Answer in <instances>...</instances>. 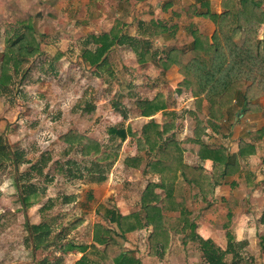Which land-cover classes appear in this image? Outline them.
Listing matches in <instances>:
<instances>
[{
  "label": "rangeland",
  "instance_id": "obj_1",
  "mask_svg": "<svg viewBox=\"0 0 264 264\" xmlns=\"http://www.w3.org/2000/svg\"><path fill=\"white\" fill-rule=\"evenodd\" d=\"M52 1L0 0V62L6 31L21 32L24 27L20 23L27 18L33 23L41 51L25 60L20 71L12 76L7 90L0 92V144L20 157L18 163L0 162V264H72L78 257L76 251H66L63 247L88 244L96 223L111 226L103 216L102 207L121 215L141 212V194L148 183L156 180L153 173L147 172L143 160L138 167L126 165L125 159L129 157L143 159L142 153L135 149L136 140L129 135L121 140L109 131L131 128L139 135L143 120L138 119L135 101L157 93L155 73L134 68L140 64V51H116L97 68L84 65L80 54L84 48L93 47L92 31L83 39L80 26L71 31L66 28L82 20L85 9L75 8L73 4L72 8L64 9L65 15H60L55 10L57 2ZM62 18L74 21L64 29ZM162 87L165 97L179 106L180 118L175 127L178 133L174 138H180L187 108L172 97L179 90ZM203 114L199 113L200 117ZM248 119L245 130L255 129L256 123H261L252 117ZM69 130L98 141L102 153L110 158L101 161L98 157L102 153L83 157L80 147L69 149L59 140ZM257 142L258 154L246 164L240 163L244 170L254 171L255 179L259 177L260 157L264 153V141ZM182 186L186 191L191 188ZM254 186L243 188L246 193H252ZM25 194L31 195L28 208L22 201ZM187 199L193 218L200 224L207 218L210 206L204 203L209 200ZM252 199L250 196L243 210L249 212L251 208L254 215H261L259 222L251 219V232L245 229V234L239 237L226 232L227 238L228 235L232 238L230 241L235 242L236 237L243 241L241 248L235 245L231 253L223 251L228 263L232 258L236 264H258L255 260L262 257L260 243L253 234H259L264 212L250 204ZM216 211L217 207L213 213ZM167 214L172 229L176 228L178 214ZM218 218L221 227L234 224L223 222L225 217ZM34 226L42 227L39 234H34ZM45 231H48L46 235ZM214 236L220 244L226 240L224 230ZM40 237L42 240L37 243L35 238L39 241ZM180 238L181 234L171 230L170 255L180 254L185 264H203L198 245L191 243L185 250L178 244ZM126 239L125 249L132 251L140 262L148 259L149 264H166L163 254L168 247L163 254L149 257L147 235L134 231ZM210 241L220 248L214 240Z\"/></svg>",
  "mask_w": 264,
  "mask_h": 264
},
{
  "label": "trees",
  "instance_id": "obj_2",
  "mask_svg": "<svg viewBox=\"0 0 264 264\" xmlns=\"http://www.w3.org/2000/svg\"><path fill=\"white\" fill-rule=\"evenodd\" d=\"M264 0H225V11L221 14L207 11L204 16L214 22L216 30L211 38L197 31L191 32L193 42L187 50L170 49L163 58H159L162 69L171 65L179 68L183 80L179 90L189 91L195 98L194 111L188 113L194 118L195 128L192 137L184 140L165 136L174 128V120L167 119L162 124L150 121L142 126L140 133L131 130L111 128L110 133L117 134L121 140L127 135L136 140L139 152L146 150L151 157L147 162V172L157 174V183H148L140 197L141 212L121 215L113 209L103 208V216L111 226L101 223L93 225L90 245H69L62 249L81 253L74 264H141L136 255L125 249L128 233L147 228L148 255L163 254L170 243L171 230L182 235V244L195 242L202 252L204 264H236L224 259V252L210 240L203 239L195 232L196 223L192 213L186 207V200L177 191V181L181 178L189 185L198 188L203 198L213 194L218 181L224 176L236 174L240 170V158L255 154L253 144L241 140L237 155H231L225 147H209L203 140L207 128L216 129L217 122L224 114L232 110L240 117L256 112V105L251 103L264 95V40L259 39L258 31L264 24ZM24 30L6 31L5 47L0 62V92L7 90L12 76L20 71L22 63L40 54V46L34 36L35 28L30 18L20 23ZM121 28L115 27L109 33L92 37L94 50L86 49L82 53L83 62L93 67H100L106 61V54L120 44ZM147 52L141 51L138 62L147 61ZM59 56V55H58ZM155 62V64H158ZM202 102H206L204 117L197 115ZM139 115L149 117L169 107L164 94L156 93L151 100L135 101ZM252 137L264 136V127L253 132ZM69 149L81 148V155H100L102 147L98 141L77 131L69 130L59 137ZM190 150L201 160H211L213 170L205 172L203 166L189 167L183 163V153ZM101 156V157H100ZM101 161L110 157L102 153ZM12 160L20 162L16 152H12L3 143L0 144V162ZM140 157H129L125 163L129 167H138ZM252 174L247 173V177ZM25 208L29 207L31 195L22 198ZM167 212L178 213L179 224L172 229ZM114 226V227H113ZM39 234L40 226L32 227ZM39 229V230H38ZM48 231H45L44 235ZM33 234V235H34ZM229 242L232 239L228 235ZM36 242H41L40 239ZM230 245V243H229ZM264 254V239L261 241Z\"/></svg>",
  "mask_w": 264,
  "mask_h": 264
},
{
  "label": "crops",
  "instance_id": "obj_3",
  "mask_svg": "<svg viewBox=\"0 0 264 264\" xmlns=\"http://www.w3.org/2000/svg\"><path fill=\"white\" fill-rule=\"evenodd\" d=\"M52 2H57L55 10L56 13L60 15H65L66 12H64V9L66 7L72 8L71 5L73 4L75 5V8L80 6L85 9L82 20H79L77 24H72L74 21L73 18L68 20L64 18L61 19L64 20L65 23L64 29L67 27V24H72L66 28L68 31L73 29L76 30L77 26H80L78 29L83 33V39L88 37V33L90 31H92L93 37L102 33H109L110 30L115 27L122 29L120 35L123 41L120 44H116L106 54V61L109 56L112 53H116V51H148L147 61L143 64H137L138 66L134 68L141 67L149 69V71H153L155 73L153 81L156 84L157 93L163 92L162 86H168L173 90H179V84L183 80V77L179 74V68L176 65H171L167 69H162L158 63L159 58H163L167 51L173 48L187 50L193 42L191 34L193 30L211 38L216 30V26L214 22L204 16V13L210 11L211 13L221 14L225 11V0H53ZM63 2H67V4H64ZM91 8H93V10H90ZM64 23L61 22V24ZM258 37L259 39L264 40V24L258 31ZM94 48L95 45H93V47H86L82 51L84 52L86 49L93 51ZM81 54L80 57H82ZM155 62L158 64L156 65ZM83 64L86 65L87 63L83 62ZM87 65L90 66L89 64ZM90 67L94 68L93 66ZM155 95L156 93L153 96L148 97L147 100L153 99ZM172 97L176 98L178 103L181 102V105L187 108V112L184 114L186 124L181 130L180 138H174V134L176 135L178 133V130L177 128L175 129V127L178 124V119L180 118L178 114L179 106L176 107L175 103L169 101L167 97L165 98L167 102L170 103L167 109L159 111L149 117L139 116L138 118L143 120L141 128L144 124L150 121L162 124L167 119H173L174 128L167 136H165L162 141L163 143L167 138L184 140L187 137H192L194 134L195 121L188 112L194 111L195 98L185 89H181L178 92L175 91L172 94ZM251 103L256 105V112L246 113L237 117V113L230 110L224 114L220 121L217 122V128L215 130L207 128L205 134L202 136L203 140L209 147H225L231 155H237L241 140L253 144L255 147V154L240 158L239 161L241 164H243L244 161L246 164L250 158L255 157L259 151V148L256 146L258 143L257 141H264V136L261 138L251 136L253 132H256L264 127V95L259 96ZM171 104H173V106H171ZM206 111L207 104L206 102H202L197 115L200 116L199 113L202 112L205 116ZM248 117L255 118L258 122L261 121V123H256L257 126H255V129L245 130L247 123L250 122ZM135 149L138 153H142V160L144 161L145 167L151 157L146 150L139 152L136 147ZM183 160V163L189 167L197 168L199 166H203L207 174H210L214 168L211 160H201L190 150H186L183 153ZM260 160V171L257 179L253 176L254 174L247 177V173L252 174L254 171H250L249 169L244 170V167L240 165L238 173L222 177L215 186L213 194H210L205 198L199 194L198 188L195 186L187 184L181 178L177 181V191L185 197L186 207L192 215L194 212L187 206V197L201 202H204L207 199L209 200L208 203H204L207 204V206H210L207 210V218L203 220L204 222L202 221L198 224V220L194 218L196 223L195 232L205 240H214L221 250L227 253H231V249L234 250L235 245H238L240 248L241 244L243 246V241H241L238 237L239 235L245 234V229L248 230L247 232H251V219L259 222L261 215H254L251 208L249 212L243 210V205L250 199V196L253 198L250 204L252 206H256L259 211L264 212V153L261 155ZM153 175L156 180L152 181V183H157L159 181V176L154 173ZM184 184L188 187L190 186L191 188H188V191H186V188H183L182 186ZM252 184L255 185V190H253L252 193H246L243 187H247V185ZM244 193H246V195ZM219 205H221V207ZM216 207L218 211L213 213V210ZM167 215L170 216L169 214ZM173 215L175 214L173 213ZM218 217H225L226 219L223 220V222H234V224L230 226L225 224L221 227L218 224ZM205 222H207V224ZM259 227V234L253 235L258 239V243H260L261 246V241L264 239V233H262L264 232V220L263 224ZM220 230L225 231L226 240L223 244L216 241L215 239L217 237L214 236L219 233ZM137 232H142L144 236H148L149 229L143 228L137 230ZM226 232H230L233 236L234 234H237L238 237L234 238L235 242L238 243L230 241L232 246L229 245V239L227 238ZM91 243L92 231L90 241L85 245H90ZM191 243L196 244L195 242L190 241L188 244L183 245L181 238L178 241V244H181L184 249H188V246ZM171 245L172 243L170 239L168 249L166 250V253L163 254V257L165 258L164 262H166V264H185V259L181 260L180 254L176 256L170 255ZM261 253L262 257L255 260L258 264H264L263 251ZM77 255V259H79L82 254L77 252ZM183 256H185V254ZM241 258L243 257H240V259ZM77 259H75V261ZM229 259L234 260L232 258ZM75 261L72 264H74ZM142 262V264H149L148 259H143Z\"/></svg>",
  "mask_w": 264,
  "mask_h": 264
}]
</instances>
